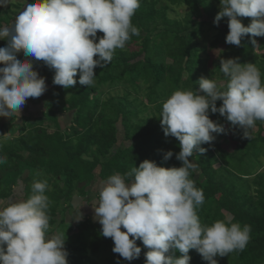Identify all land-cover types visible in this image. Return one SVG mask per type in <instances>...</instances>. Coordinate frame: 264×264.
Listing matches in <instances>:
<instances>
[{
    "label": "trees",
    "instance_id": "1",
    "mask_svg": "<svg viewBox=\"0 0 264 264\" xmlns=\"http://www.w3.org/2000/svg\"><path fill=\"white\" fill-rule=\"evenodd\" d=\"M24 6L22 0L0 7V25L14 22L15 15ZM180 6L187 8L184 15L171 16ZM219 11L220 0H140V7L132 17L140 35L131 36L123 49L117 48L112 62L105 68L95 69L93 85H80L78 73L77 84L72 88L62 86L57 91L52 87L55 94L45 108L51 115L49 120L54 130H49L51 126L33 124L29 118L25 126L19 127L21 133L13 142L0 143V156L7 157L0 164V172H5V177L0 178V199L9 198L13 187L19 184L18 179L28 172L31 184L46 179L51 226L57 215L68 212L76 194H86L85 188L96 176L105 181L114 173L125 174L139 167L146 159L166 168L181 167L182 162L175 155L181 150L179 141L165 137L160 118L162 104L172 92L193 90L203 95L198 83L201 77L221 76L226 85L227 78L220 70L221 58H238L242 64H256L264 81V37H255L256 46L251 43V34L240 46L226 43L228 18L222 19L219 26L213 23ZM239 19L245 26L252 20L250 17ZM206 32H213L212 40L201 46L199 37ZM101 35L98 31L97 37ZM6 46L7 40H0V47ZM218 48L212 59L216 70L212 72L208 70V61ZM42 64L43 61H34L40 75L45 73ZM50 70L55 73L54 69ZM105 85L123 86L122 92H101L100 88ZM66 93L67 99L63 98ZM221 105L222 101L218 100L217 107ZM67 112L71 115V124L63 129L58 115ZM209 115L225 126L226 133H214L213 142L201 145L207 151L194 152L190 157L197 165L190 178L197 188L203 189L205 196L197 213L206 224L230 216L233 222L251 225L246 248L217 256L218 264H264V121H256L257 129L250 133L251 138H244L243 130L233 127L218 112H209ZM9 123L0 117V136L7 130L14 131ZM227 140L234 142L232 148L224 146ZM169 150L174 155L166 161L164 152ZM82 182L86 184L79 188ZM5 183L7 188L1 191ZM30 195L29 188L25 198ZM82 222L86 223L84 227L80 222L70 223L68 230L72 232L63 233L68 264H101L102 254H107L104 264L118 261L119 264H146L148 249L142 241H137L142 249L139 258L127 261L112 251L114 242L102 235L99 223L92 219ZM169 254L182 255L175 249ZM189 255L190 264H209L194 249Z\"/></svg>",
    "mask_w": 264,
    "mask_h": 264
},
{
    "label": "clouds",
    "instance_id": "2",
    "mask_svg": "<svg viewBox=\"0 0 264 264\" xmlns=\"http://www.w3.org/2000/svg\"><path fill=\"white\" fill-rule=\"evenodd\" d=\"M11 2L0 0V7ZM24 4L14 22L0 25V40H7V46L0 47L4 65L0 117L21 112L28 98H39L47 90L46 78L35 70L34 61L54 69L55 85L72 88L79 73V84L91 86L95 69L105 68L117 48L140 35L132 22L140 0H24ZM240 17L252 18L251 23L245 26ZM224 18L230 45L240 46L251 34L256 46L255 37H264V0H220L213 23L219 26ZM98 31L104 35L97 42ZM21 51L25 59L18 58ZM97 55L99 59L94 58ZM220 65L226 85L201 77L199 90L205 95L178 89L162 104L164 135L179 141L181 150L175 155L182 166L166 168L146 159L125 174H112L100 186L99 198L92 203L94 220L102 226V235L112 238V251L127 261L139 258L140 240L148 249L146 264H190L193 249L209 264H218L217 256L243 251L251 238V225L233 222L230 216L202 223L197 209L205 202L204 192L190 178L197 167L190 157L205 153L201 145L213 142L214 133H226L209 112L238 126L244 138H251L249 130L256 121H264V81L256 64L221 58ZM173 155L169 150L163 158L167 161ZM6 160L0 156V164ZM47 188L46 179L33 181L30 196L0 206V264H68L64 234H48ZM80 209L72 215L77 222L83 219ZM172 249L182 255H170Z\"/></svg>",
    "mask_w": 264,
    "mask_h": 264
},
{
    "label": "rangeland",
    "instance_id": "3",
    "mask_svg": "<svg viewBox=\"0 0 264 264\" xmlns=\"http://www.w3.org/2000/svg\"><path fill=\"white\" fill-rule=\"evenodd\" d=\"M17 1H22V0H12L11 3L17 2ZM163 1V0H162ZM11 3H9L8 5H10ZM187 8L184 6H180L178 7V9L176 10V12L171 13V16L173 17H181L184 15V13L186 12ZM17 15H15L16 17ZM104 35V34H103ZM101 35V36H103ZM99 36V37H101ZM97 37V42H98V38ZM213 37V32H206L204 35H202L201 37H199V40L201 41V46L202 45H208V43L212 40ZM222 47V46H221ZM219 47V48H221ZM135 49H137L136 46H134ZM218 49L214 50V52L211 54V56L209 57V61H208V70L209 71H215L216 70V66H214V64L212 63V59L216 56V54L218 53ZM21 58L20 59H25L26 57H24L23 52H20ZM0 67H4L3 64H0ZM42 70L45 71V73L43 75H40L42 77L46 78V85H47V90L39 97V98H29L25 105L23 106L21 112H16L13 114V116H8V117H3V120L6 122H10L13 127H14V131L12 133H10L8 130L4 132V135H6V137H3L0 140L1 144H5L8 142H13L21 133L20 131V126L23 125L25 126L26 120H28L30 118V122L33 124H42L43 126H51L49 128L50 131H53V123L49 120L51 115L49 114L48 110H46L45 105L46 102L53 97V95L55 94L54 91L52 90L54 87V89H56L57 91H60L62 89V86L59 85H55L53 83V78H54V74L53 72H51V70L49 68H47L48 66L44 64L41 65ZM43 72V71H42ZM48 76V77H47ZM186 76V75H185ZM221 77V76H220ZM218 76V78L216 76H213V80H216L218 84H225L224 79L220 78ZM53 87V88H52ZM123 86H116L113 88H109L108 85H105L103 87L100 88L101 92L107 91V90H111L112 93L118 91L120 92L122 90ZM122 92V91H121ZM202 92V91H201ZM205 93L203 92V95ZM67 97H69L68 93L63 95V98L67 99ZM145 100V98H144ZM43 111L45 112V115L43 116ZM146 114H148V111L146 112ZM60 123L63 127V129H65L66 127H68L71 124V115L67 112L65 115H58ZM22 118V119H21ZM25 119V120H24ZM9 123V124H10ZM257 128L255 127L254 129L250 130L251 132H254ZM224 146L226 148H232L234 146V142H231L230 140H227L224 144ZM98 172V171H97ZM5 177V172H0V178H4ZM28 174H24L20 179H18L17 183L19 182V184H16V186L13 187L12 189V196L10 198L7 199H3V201H0V206H7V204L11 201L15 202L18 198L20 197H24L23 196V189L22 186H24V190L27 192L28 189H31V183H29L28 180ZM96 180L92 182V184L90 186H88L87 188H85L86 191V195H82L80 197V200L77 202H82L84 200H86V209L85 210L87 213L92 212V210L94 211V207L92 205V203L96 200H98V198H96L95 196H92L93 194L99 192L100 186L102 184V182L104 180H101L99 176H96L95 178ZM22 182H27V184L24 185V183ZM32 182V181H31ZM85 182H82L79 185V188H81L82 186H85ZM3 187L1 189V191H4V189L7 188L6 183L2 184ZM16 194V196L13 195ZM78 196V194H76V196L73 198V201L76 202V197ZM91 201V202H89ZM73 202V203H74ZM76 202V203H77ZM85 204V203H84ZM76 206V204L74 205ZM76 207H79V203L77 204ZM88 207V208H87ZM89 207L92 209H89ZM85 207H81L80 211L82 213L83 209ZM84 211V213H85ZM77 210L74 208H70L68 210V212H65V214H59L56 216V222L55 224L51 225L49 228V235H53L56 233H64V234H70L68 228L70 227V223H72L73 225H76L77 223L79 224V222L81 223V225H83V227L85 226L86 223H83L81 219L79 222L75 221L72 217V215L75 217L77 215ZM94 214V213H93ZM63 219V220H62ZM94 219V218H93ZM77 224V225H78ZM69 226V227H68ZM76 230V229H75ZM102 230V229H101ZM122 230H124L122 228ZM77 231V230H76ZM74 234V233H72ZM73 236V235H72ZM71 238V237H70ZM73 239V237H72ZM107 254H102L101 257L99 258V261L101 264H104V256H106ZM133 261V260H132Z\"/></svg>",
    "mask_w": 264,
    "mask_h": 264
},
{
    "label": "crops",
    "instance_id": "4",
    "mask_svg": "<svg viewBox=\"0 0 264 264\" xmlns=\"http://www.w3.org/2000/svg\"><path fill=\"white\" fill-rule=\"evenodd\" d=\"M43 113H44V111H43ZM43 113H42V114H43ZM21 119H22V118H21ZM27 174H28V176H29L30 173L28 172ZM21 177H22V176H21ZM100 179H101V178H100ZM22 183H24V185L27 184V182H26V183H25V182H22ZM22 189H23L22 191H23V196H24V195H26V191L24 190V186H22ZM13 195H14V193H13ZM85 195H86V194H85ZM11 196H12V195H11ZM11 196H10V197H11ZM14 196H16V194H15ZM75 196H76V195H75ZM92 196H95L96 198H99V192L93 194ZM10 197H9V198H10ZM80 197H81V196L78 194V196L75 198V199H76V202H77V200H78V201L80 200ZM0 201L2 202L3 199H0ZM73 202H74V201L72 200V202H71V204H72V205H71V208H72V209L74 208V210L76 209V210L78 211L79 208H81V207H83V206L85 207V208L83 209V211H82V214H83V220H86V219H92L94 222H97L96 220L93 219V218H94V215H95V212H94L90 207H89V209H91L92 212L87 213V212L85 211V210H87V209H86V200H84L83 203H82L81 201H80V202H77V203H76V202L73 203ZM89 202H91V201H89ZM78 203H79V207H76ZM84 203H85V204H84ZM75 204H76V206H74ZM87 208H88V207H87ZM84 211H85V213H84ZM93 213H94V214H93ZM83 220H82V221H83ZM97 223H98V222H97ZM99 228L102 229V226L100 225Z\"/></svg>",
    "mask_w": 264,
    "mask_h": 264
}]
</instances>
